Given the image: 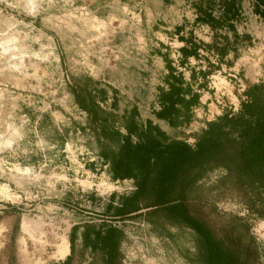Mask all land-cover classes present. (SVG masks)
Here are the masks:
<instances>
[{
    "label": "rangeland",
    "instance_id": "374dc122",
    "mask_svg": "<svg viewBox=\"0 0 264 264\" xmlns=\"http://www.w3.org/2000/svg\"><path fill=\"white\" fill-rule=\"evenodd\" d=\"M122 2L0 0V264H44L69 221L117 225L121 237L115 264H188L192 246L186 226L161 215L147 220L139 212L144 207L121 217L108 213L107 199L113 202L116 194L128 191L131 181L109 178L104 163L98 164L83 111L67 86L72 76L87 73L108 93L107 78L114 84L117 109L148 96L145 74L147 83L138 85L123 67L130 52L125 56L120 45L130 36L122 30L128 14ZM242 9L235 27L247 37L238 35L233 50L220 59L204 52L215 65L197 87L201 101L186 122L166 124L167 135L189 141L204 118L233 107L241 88L264 72V22ZM197 63L206 66L203 58ZM90 64L99 67L102 78L87 71ZM194 76L199 77L196 71ZM257 194L214 165L189 187L186 208L214 235L236 234L238 245L250 249L248 264H264V198ZM248 202L260 212L249 209Z\"/></svg>",
    "mask_w": 264,
    "mask_h": 264
},
{
    "label": "trees",
    "instance_id": "16d2710c",
    "mask_svg": "<svg viewBox=\"0 0 264 264\" xmlns=\"http://www.w3.org/2000/svg\"><path fill=\"white\" fill-rule=\"evenodd\" d=\"M249 2L250 11L264 22V0ZM214 4L218 7L216 13L210 10ZM194 7L196 20L212 28L225 25L229 30L228 37L218 31L204 43L216 59L227 48L233 50L238 35L246 36L236 33L230 24L238 16L239 0H195ZM180 51L190 50L180 47ZM205 64L189 69L186 79L178 70L166 67L161 74L164 86H155L157 105L152 114L169 125L186 122L190 106L197 100V87L215 62L205 60ZM195 71L199 76L196 80ZM67 86L75 105L83 111V125L92 135L98 164L104 163L109 178H130L132 187L128 191L116 194L113 202L109 198L105 202L110 215L121 217L144 207L139 212L147 220L161 215L171 224L186 226L191 232L192 246L185 257L188 264H248L250 249L238 245L237 235H214L187 210L185 198L194 180L214 165L230 171L238 183L251 185L259 191L257 197L264 198V72L241 88L242 96L233 107H222L204 118L189 141L167 135L147 118L138 121L131 103L117 109L112 87L106 104H102L104 86L87 73L72 76ZM249 204V209L260 212ZM81 225L80 233L89 232V242L103 252L101 264H115L120 228L108 221Z\"/></svg>",
    "mask_w": 264,
    "mask_h": 264
},
{
    "label": "crops",
    "instance_id": "0c3cea01",
    "mask_svg": "<svg viewBox=\"0 0 264 264\" xmlns=\"http://www.w3.org/2000/svg\"><path fill=\"white\" fill-rule=\"evenodd\" d=\"M194 1L126 0V2L120 4L128 13L124 17L122 30L127 31L130 36L128 41L120 45L125 56H127L128 51L130 52V58L126 59L123 67L136 76L139 81L138 85L141 82L147 83V79L143 74L148 78V96L144 99L137 97L128 104H133L138 121L147 118L164 132L167 123L162 118L152 114V108L157 105L154 98L155 86L157 84L164 86V83L160 80L161 74L166 67L170 66L173 70H178L181 76L186 79L189 69L195 70L200 67V63H197L199 58H203L204 62L207 60L204 57V52L211 50L205 47L204 43L211 38L212 34L216 35V32L219 31L224 32L227 37L229 36V30L225 25L212 28L205 22L196 20L194 18L196 13ZM248 1L239 0L238 16L234 20H230L234 31L245 33V38L247 37L246 32L236 28L235 24L242 17L243 5L246 8L245 15L248 16L250 9L247 4H244ZM210 10L212 13H216L218 7L214 4ZM251 14L257 20H261L254 12H251ZM180 47L188 48L190 51L182 53ZM228 50L231 49L227 48L223 53ZM87 71L96 74L101 73L99 67L91 64L88 65ZM99 77L102 78L101 74ZM103 80L110 87H114L111 80L107 78ZM199 94L198 91L197 100L190 106V110L201 101ZM107 99L108 93L101 100V103L106 104ZM215 111L217 110H213V113ZM81 227V224H74L69 221L63 229L60 245L58 246L57 243L52 242L51 247L48 249L49 252L44 257V264H74L76 261H79L80 264H101L104 256L103 252L89 242V232L80 233ZM120 237L121 229L116 238V250H118Z\"/></svg>",
    "mask_w": 264,
    "mask_h": 264
},
{
    "label": "built area",
    "instance_id": "2783aa9c",
    "mask_svg": "<svg viewBox=\"0 0 264 264\" xmlns=\"http://www.w3.org/2000/svg\"><path fill=\"white\" fill-rule=\"evenodd\" d=\"M126 177H128V176H126ZM131 186H132L131 184L128 185V187H131Z\"/></svg>",
    "mask_w": 264,
    "mask_h": 264
}]
</instances>
